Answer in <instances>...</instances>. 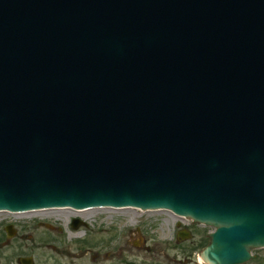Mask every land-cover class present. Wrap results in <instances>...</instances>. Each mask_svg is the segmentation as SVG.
Here are the masks:
<instances>
[{"label":"water","instance_id":"water-1","mask_svg":"<svg viewBox=\"0 0 264 264\" xmlns=\"http://www.w3.org/2000/svg\"><path fill=\"white\" fill-rule=\"evenodd\" d=\"M98 207L264 248V0H0V211Z\"/></svg>","mask_w":264,"mask_h":264},{"label":"flooded vegetation","instance_id":"flooded-vegetation-1","mask_svg":"<svg viewBox=\"0 0 264 264\" xmlns=\"http://www.w3.org/2000/svg\"><path fill=\"white\" fill-rule=\"evenodd\" d=\"M53 211L60 209L40 212ZM120 211L100 208L77 212L81 215L94 212L86 219L65 215L72 235L79 234L82 229H89V221L95 223V230L89 238L85 241L72 240L69 244L61 238L62 230L58 225L51 221H39L37 223L43 230L33 231L39 236L41 247H30L32 237L29 220L33 219L27 216L30 213H0V219H14L10 223L0 222V264H208L202 259L201 253L210 244V228L191 221L176 222L168 228L167 239L159 243L167 247H161L150 255L141 253L145 233L136 222L130 225L126 215L119 222L114 221V216L123 215ZM19 220L28 221L27 226L21 225ZM262 252L264 249L256 251L246 264H264V259L257 258V253Z\"/></svg>","mask_w":264,"mask_h":264},{"label":"rangeland","instance_id":"rangeland-1","mask_svg":"<svg viewBox=\"0 0 264 264\" xmlns=\"http://www.w3.org/2000/svg\"><path fill=\"white\" fill-rule=\"evenodd\" d=\"M158 213V212H157ZM167 212H159V215H154V216H148L145 214H141L142 216L137 217V219L135 220L136 224H138V226H140L142 228V232H143V236H144V240L145 243L142 246L143 249H141V253L146 252L147 254L153 255L156 253V251L158 249H160L161 247L166 248L167 246H163L159 243H161L160 235H161V224H163V222L166 220H168V216L165 214ZM129 215V214H128ZM115 219L114 221L117 223L120 221V219L123 218V215L121 216H114ZM132 216H127V220L128 222H130L132 220L131 218ZM60 220H59V219ZM57 219L53 218V219H44L43 217L38 218L35 217L30 221V236L32 237L30 240V247L35 246V247H41V241L39 240V236H37V233L35 231H33L34 229L36 230H43V228L39 227L38 223L39 221L41 222H46V221H51V223L58 225L61 228V233L60 236L61 238H63V240L66 243H72V240H76V241H85L87 238H89V236L93 233V231L95 230V226L93 223V221H89L88 223H90V227L89 229H82L81 231H79V236H77L76 238H74V236H70V229L67 223L66 216H61L58 217ZM0 222H4V223H10L11 221H13L14 219L12 217H2V219H0ZM17 222V221H14ZM19 222H22L21 225L27 226L28 221L25 220H19ZM134 222V221H133ZM195 224V223H194ZM117 228V225L115 226ZM45 230V229H44ZM211 231H213L211 229ZM69 233V235H68ZM81 233V234H80ZM77 234V233H76ZM132 252H136L133 249H131ZM144 250V251H142ZM40 252V251H39ZM253 255H255L256 251H252ZM41 253V252H40ZM257 258L262 260L264 259V253H257Z\"/></svg>","mask_w":264,"mask_h":264},{"label":"bare ground","instance_id":"bare-ground-1","mask_svg":"<svg viewBox=\"0 0 264 264\" xmlns=\"http://www.w3.org/2000/svg\"><path fill=\"white\" fill-rule=\"evenodd\" d=\"M129 208H118V209H115V210H123V211H120L119 213H123V216L126 215V216H132V220L130 221V225L133 226V223L135 222V220L137 219V217H139L142 213L141 210H138V209H129ZM87 210H90V209H87ZM76 212H72V210H69V209H63L61 211H53V212H39V213H33V212H30V215H27V216H30V218H35V217H38V218H44V219H50V218H58V217H61L62 215L65 216V215H69V216H76V217H81V218H84L86 219V217L88 216H91L94 212H85V213H82L81 214H78L77 212L78 211H84V210H75ZM159 213V212H158ZM157 212H150V213H146L145 215H148V216H154V215H159ZM29 214V213H27ZM129 214V215H128ZM143 214V213H142ZM167 216H168V220H166V222L164 221L163 224H161V235H160V240L161 241H165L168 237V234H169V227H171V225H173L174 223L176 222H187L185 221V219L181 218V217H178L176 216L175 214H172V213H165ZM60 220V219H59ZM134 221V222H133ZM81 234V233H80ZM69 235V233H68ZM70 236H72V234H70ZM74 238H76L77 236H79V234H76V235H73Z\"/></svg>","mask_w":264,"mask_h":264}]
</instances>
